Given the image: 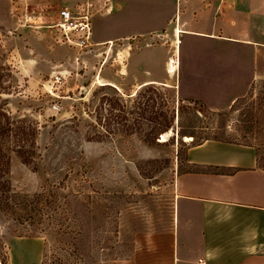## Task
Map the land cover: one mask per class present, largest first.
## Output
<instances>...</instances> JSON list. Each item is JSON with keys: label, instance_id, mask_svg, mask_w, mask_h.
Here are the masks:
<instances>
[{"label": "rangeland", "instance_id": "374dc122", "mask_svg": "<svg viewBox=\"0 0 264 264\" xmlns=\"http://www.w3.org/2000/svg\"><path fill=\"white\" fill-rule=\"evenodd\" d=\"M64 8L87 15L92 36L113 9L111 0H0L9 109L42 126L35 163L13 158L12 185L51 202L42 225L4 223L2 235L14 264H127L147 236L172 230L175 181L193 169V145H251L264 167V46L228 52L231 63L213 74L208 56L219 47L194 50L185 38L180 54L172 33L81 48L57 28ZM103 21L96 32L114 37L113 17ZM150 80L165 84L144 86ZM167 115L176 117L169 131L148 137L166 129Z\"/></svg>", "mask_w": 264, "mask_h": 264}, {"label": "crops", "instance_id": "0c3cea01", "mask_svg": "<svg viewBox=\"0 0 264 264\" xmlns=\"http://www.w3.org/2000/svg\"><path fill=\"white\" fill-rule=\"evenodd\" d=\"M111 1L112 13L95 22L100 25L113 17L119 32L107 37L100 29L96 32L94 22L92 44L172 33L180 54L185 38L194 50L202 41L212 52L218 46L220 53L208 56L216 63L213 74L231 61L228 52L264 46V0ZM204 60L198 59L200 66ZM182 70L191 75L189 69ZM169 72L174 73L170 66ZM186 160L193 169L176 177L172 230L147 236L127 264H264V167L257 149L207 141L191 147ZM10 264H14L11 259Z\"/></svg>", "mask_w": 264, "mask_h": 264}, {"label": "trees", "instance_id": "16d2710c", "mask_svg": "<svg viewBox=\"0 0 264 264\" xmlns=\"http://www.w3.org/2000/svg\"><path fill=\"white\" fill-rule=\"evenodd\" d=\"M11 76L12 68L0 58V264H9L10 261L9 247L2 235V225L9 222L21 226L42 225L44 212L47 207L51 206L47 195L22 194L16 191L12 185L13 158H19L25 165L35 163L38 156L37 136L42 126L14 115L9 109L10 103L6 96L13 95L11 94L13 87L11 81L8 80ZM171 89L175 90L174 88ZM193 103L196 104L197 102ZM198 112L205 115L207 110L202 107ZM178 118L180 119L181 116ZM175 120V116L170 118L168 115L165 116L166 129L159 132L152 131L148 137L152 136L154 139H158L159 135L169 131V127L171 128ZM178 136H188L194 139L193 142L196 141L194 133L183 134L178 132ZM207 141L226 142L222 138L213 140L206 138L192 147L202 145ZM42 264L47 263L43 260Z\"/></svg>", "mask_w": 264, "mask_h": 264}, {"label": "built area", "instance_id": "2783aa9c", "mask_svg": "<svg viewBox=\"0 0 264 264\" xmlns=\"http://www.w3.org/2000/svg\"><path fill=\"white\" fill-rule=\"evenodd\" d=\"M57 28L69 40L76 39L81 48L92 46V22L87 15L75 16L69 8L59 12Z\"/></svg>", "mask_w": 264, "mask_h": 264}, {"label": "bare ground", "instance_id": "6f19581e", "mask_svg": "<svg viewBox=\"0 0 264 264\" xmlns=\"http://www.w3.org/2000/svg\"><path fill=\"white\" fill-rule=\"evenodd\" d=\"M178 43H179V42H178ZM171 68L175 70L174 65H172ZM173 72H175V71H173ZM165 136H166V135H165ZM165 136L163 137V141H165V138L167 137V136H166V137H165ZM185 140L188 141V142H190L192 139L185 138Z\"/></svg>", "mask_w": 264, "mask_h": 264}]
</instances>
